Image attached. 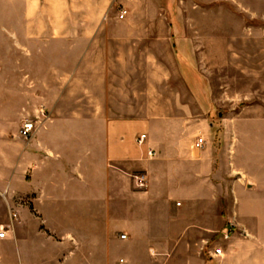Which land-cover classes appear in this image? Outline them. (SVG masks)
<instances>
[{"label": "crops", "instance_id": "1", "mask_svg": "<svg viewBox=\"0 0 264 264\" xmlns=\"http://www.w3.org/2000/svg\"><path fill=\"white\" fill-rule=\"evenodd\" d=\"M114 2L25 0L26 42L70 37L77 45H86L84 60L89 59L99 44L112 39L110 28H122V21H102ZM99 56L105 72H69L61 98L49 111L44 108L50 120L29 142L19 138L23 122L32 120L26 108L0 109V228L12 227L7 239L0 240V264L5 254L14 248L19 251L21 245L33 253L20 264H34L52 252L58 264H79L77 257L83 252L92 260L109 253L113 232L130 215L140 228L138 241L156 244L154 236L165 239L161 243L165 249L149 248L156 261L168 254L165 264L176 262L172 252L183 254L181 264H264V152L248 150L252 171L248 179L254 180L246 188L245 213L236 197L221 224L214 214L203 215L215 199L207 183L212 163L208 153L196 150V141L192 152L180 154L174 121L158 120L157 92L144 99L136 92L135 79H127L152 77V72H122L121 45L108 50L104 46ZM141 135L147 136L143 147L136 143ZM148 150L156 156L149 157ZM144 170L148 188L139 191L133 176ZM143 195L152 197L142 202ZM177 204L184 218L172 214ZM11 214L17 219L12 220ZM179 225L181 232L176 230ZM232 225L233 236L223 241L220 234ZM210 233H215L214 242L208 239ZM180 237L186 238V245H179ZM216 247H222V258L211 257ZM192 252L200 256L193 257Z\"/></svg>", "mask_w": 264, "mask_h": 264}, {"label": "rangeland", "instance_id": "2", "mask_svg": "<svg viewBox=\"0 0 264 264\" xmlns=\"http://www.w3.org/2000/svg\"><path fill=\"white\" fill-rule=\"evenodd\" d=\"M24 4L25 0H0V109L24 107L25 114L35 119L40 107L49 111L61 98L70 82L69 72H105L99 56L103 47L121 45L122 72H152L153 78L127 79H135L136 92L144 99L157 92L158 120L174 121L180 154L192 152L199 139L206 142L202 150L212 160L207 183L215 199L202 214H214L221 224L236 197L245 213L246 188L254 180L248 179L252 174L248 150L264 152V0H115L102 21H122V28H110L112 39L99 44V50L85 60L86 45H77L70 37L43 38V44L26 42ZM122 10L127 15L119 20ZM28 88L31 92L25 91ZM143 196L142 202L152 197ZM180 206L172 212L175 218H184ZM179 226L176 230L181 232ZM139 229L128 216L113 232L109 253L92 260L87 253H79V264H119L122 259L126 264H165L168 254L156 261L149 250L151 246L165 249L161 245L165 239L154 236L158 243H142L137 240ZM123 234L126 240L120 238ZM214 234L210 233V241ZM179 240V245H186V238ZM27 249L23 245L19 251L14 248L5 254L3 264L26 262L31 253ZM54 253L34 264H58L50 256ZM200 253L203 255L202 250ZM169 254L177 262L171 264L183 261L182 253ZM195 255L200 256L191 253Z\"/></svg>", "mask_w": 264, "mask_h": 264}, {"label": "built area", "instance_id": "3", "mask_svg": "<svg viewBox=\"0 0 264 264\" xmlns=\"http://www.w3.org/2000/svg\"><path fill=\"white\" fill-rule=\"evenodd\" d=\"M126 15H127V12L122 10L119 12L118 18L120 20H123L125 19ZM49 120H50V113L46 111L44 108H40L37 111V115L35 119L26 120L25 122H23L19 130V138H21L22 140L26 142H29L34 137V135L38 132V130H40ZM146 140H147V136L141 135L140 137L137 138L136 143L139 147H143L146 144ZM205 143L206 142L203 139H199L194 147L196 150H201L203 149ZM148 155L149 157L154 158L156 156V153L153 150H148ZM133 180L135 182V186L137 190L143 191L148 188V180H147L146 174L144 173L137 174L133 176ZM11 219L16 220L17 215L11 214ZM234 230H235V227L232 225L231 228L223 231L220 234V238L223 241H226V242L229 241L231 237L233 236ZM10 231H12L11 226L9 228L2 226L0 228V240L7 239V235ZM120 238L122 240H126V235H122ZM223 256H224V252H223L222 247H216L213 250V253L211 254L212 258H222ZM120 264H126L125 260L123 259L120 260Z\"/></svg>", "mask_w": 264, "mask_h": 264}]
</instances>
